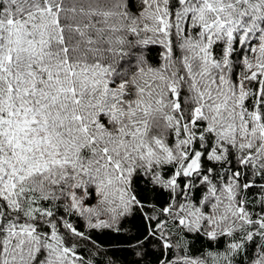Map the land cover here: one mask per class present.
I'll use <instances>...</instances> for the list:
<instances>
[{
    "label": "snow or ice",
    "instance_id": "6c2138e0",
    "mask_svg": "<svg viewBox=\"0 0 264 264\" xmlns=\"http://www.w3.org/2000/svg\"><path fill=\"white\" fill-rule=\"evenodd\" d=\"M0 264H264V0H0Z\"/></svg>",
    "mask_w": 264,
    "mask_h": 264
}]
</instances>
